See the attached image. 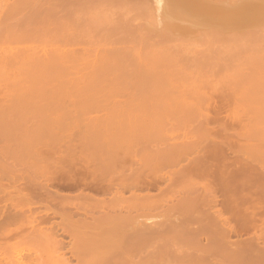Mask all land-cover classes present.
I'll use <instances>...</instances> for the list:
<instances>
[{
    "label": "rangeland",
    "instance_id": "obj_1",
    "mask_svg": "<svg viewBox=\"0 0 264 264\" xmlns=\"http://www.w3.org/2000/svg\"><path fill=\"white\" fill-rule=\"evenodd\" d=\"M20 1L21 0H18V1L17 0H0V131L11 128V126L8 127L9 124L11 123V122H8V120L17 121V124H16L17 127L16 128L13 127L17 131V129L43 130L48 125L53 124V122L57 121L58 119L72 121V122L76 121V123L78 122L79 124H81V122L83 124L90 122L91 124H95L99 126L103 124L105 127H109L111 123L121 122V121H123L124 125L126 126L127 124L124 121H129L132 123V127H133V123L135 120V123L141 126V128H139L140 130H144V128L151 129L152 126L157 127V125L159 126L160 124L163 125L165 122H167V120H169V122L172 123L173 119L170 120L169 118L171 117L170 114L172 115V112L174 111V109L171 111V109L174 108L175 106L174 104L178 105V107L177 106L175 107L176 108L175 110L176 111L178 110V112L180 110L179 104L181 102L178 103L179 99L177 101L176 100L177 98L182 97V98H185L186 100L187 99L186 96L188 97V95H191L192 97L197 95L198 98H200V96L198 95L202 93L199 91L200 86L198 87L199 88L198 91H194V88L193 89L191 88L192 89L190 90L191 92L189 91L190 89L189 86H192L191 83L193 81L195 84L196 83L198 84L200 82H204V83L210 82L208 83L209 86H206L205 89H201L202 91L206 92L205 94H207V97L210 96L211 94L214 96V92L211 93L209 92V90L212 89L213 87H217V85L214 86L212 84L214 83L217 84V82H219L218 85L219 84L221 85V81H222L224 84L223 89L225 90L223 91L222 89V92H225L226 94L230 93L228 95L229 98L227 99L230 100V96H231L233 98V100L231 98V102L233 103H234V99L236 98L237 99L235 100V102L237 100L239 101V99L245 101L244 102L245 105H242V103H240V105H242L243 107L241 106L239 109L237 107V103H234V106L237 107L238 111L240 109H241L240 111H242L243 109V112H240L242 113V115L240 114L241 121L242 120L245 121L244 119H247V120L251 119L253 121L252 122L250 120L252 127H253L252 129H249V132L250 130L252 131L251 134L248 131H246V129L248 130V128L251 127L250 126L251 124H250L247 128L244 127L245 129L243 130L245 131H243V135L237 137V138L240 137L239 138L240 143H232V144H235L236 147H241L240 148L241 153L238 150L239 155L238 154L236 155L237 148L234 147L235 145H232L230 143L228 144V148L229 146L234 147V148L230 147V149H233L235 151L234 152L232 150L236 158L232 155L233 153L231 152V150L229 149L230 151H228L227 149L228 152L226 154V158L227 159L229 158L227 161L237 162V159H239L237 157L239 156L240 158L241 157L245 158L244 159L245 162L242 158L240 159L241 163L243 162L251 163L252 162L253 166L254 165L257 166V164H254V163H259L264 168V129H260V127L262 126L260 125L261 124L260 122L264 123V80L258 79V77H263L260 75L261 68L258 69V67L256 66L258 73H255V75L257 74L256 79H255L253 75L252 76L250 75L252 70L253 72H257L255 69L251 70V67L250 68L248 67L249 69L248 72L250 73L248 74V72L244 69L245 67H243V69L241 67V66H246V69H247V66L254 65L253 68H255V64L256 65L258 64L259 66L260 64H264V14H261V15L258 14V16L254 17V19L253 18L246 19L245 21H244L245 18L240 17L241 18L240 19L238 17L239 19L236 18L235 22L234 21H230L231 23L227 22L228 24L230 23L227 26H224L227 23L224 24L223 26L221 23H216V21L218 20V16L216 14H219L220 11H222V5L224 8L230 9L231 6H235L237 5L236 3H238V9L240 10L241 8L240 11L244 12L248 10L247 12H249L253 9L255 10L261 9L263 7L262 3L260 2L258 3V1L256 0L254 1L250 0L251 2H253V4L248 0H247L248 3L246 2V0H240L241 4H239V0H205L208 3V6L215 8L213 13H211L210 10H205L206 12L209 11V13H211L212 16H214L215 14L214 18L213 17L211 18L208 16L212 20H216L214 21L215 25L209 24V23L207 24V22L210 21L209 19V21L207 22L203 21L202 24H205V25L201 24V26L198 25V27L196 26L195 28L193 26H190L189 28L188 26L183 27L182 26L183 24L181 25V23L182 22L184 23V21H181L180 26H179L178 21L180 20H177L178 23L175 24L177 26H171V28L168 27L169 29L166 26V28L170 31H168L167 29H166L167 31L166 30L164 31L165 29L164 21H166L167 19L163 20V17L166 18V15L168 17V12H170L172 8L174 7V4H173L175 3L174 0H169V1L166 0L168 3L169 2L172 3V6L171 4H169L171 7L168 6L170 7V9L168 8V12L163 11V8H164L163 6L166 3L162 2L163 4L162 5L160 3L161 1H159V3L162 5L161 6L158 2H156L158 0H22L21 4H20ZM190 2H192L193 4L192 0L190 1L180 0L179 1L180 5L184 4V6L186 5V3H188L186 5L188 7L186 6L183 7L182 8L183 10H185V8H187L188 10L189 5L192 7ZM15 3L17 4L14 5ZM209 3H211L212 5ZM255 3L257 5H255ZM218 5H220L221 7H219ZM229 5L231 6L228 7ZM14 6L16 7L14 10H12V7ZM158 6L160 7V10L158 9L159 8ZM182 6L183 5H181V7ZM216 8L218 10L220 9L221 10L218 12ZM157 11H159L160 12L159 15H162V16L159 17L158 16L159 12L157 13ZM162 11L165 12L166 15H164ZM186 12L188 13V11ZM171 16L168 18L172 19ZM157 17H159L160 19ZM159 21H161L160 23H162L163 21L162 23L163 25L160 24ZM255 21L256 22L258 21V22L256 23ZM41 22H43V26H44V23L46 24V26L44 27H47V31L43 32V34H46V35L43 37L38 36L39 30H37L38 33H36V35L32 36V34H35V33H33L34 30H32L31 28L30 29L32 30V32L29 33V36L25 34L28 30L26 32L25 31L23 32V30L20 32L15 31V28L17 29V27L18 29H24L26 28L25 26H27V29H29L27 25L28 23L29 24L38 23V25L41 24L42 26ZM212 22L213 21H210V23ZM218 24L219 26H217ZM231 24H234V26L233 25L230 26ZM34 26L35 25L33 24L32 27ZM43 26L41 28H43ZM12 27L14 28V30ZM180 27L182 28L181 30H180ZM192 27L193 29L192 31H190ZM175 28H177L176 29L177 31L175 30ZM187 28L189 29V31H185L187 30ZM172 29H174V31ZM24 34L27 36H25ZM46 65L55 66L59 68H67V67L81 68L83 72V78L76 79L73 81H67L68 83H64L66 82V80H63L64 78H62V80L38 79V78L24 79V78H17L16 76L17 74L21 73L23 69L27 67L46 66ZM118 65H121L122 69L125 68L123 71L121 70L123 73L125 71H126L125 73H127V70L130 69L133 71V73L135 71L134 74L137 77H142L140 75L144 69L155 68L156 70H158V72L161 71L160 73H157V74L163 75L162 77L163 79L160 78L161 81L155 82L156 87L158 85L157 92L156 93L154 92L155 94H152V95L149 94L148 96V93H149L148 91L152 89L150 87L154 84H152V82H148L149 84L147 85V81L144 80L146 81V83L143 84L141 81L142 87L141 86L140 87L143 88V85L144 87L147 85L149 90L148 88L145 87L146 90L144 89L143 91L142 90L139 91L141 88L140 89L137 88L136 89L137 95L136 94L134 95V93L136 92H133V89L135 91V88L139 87L138 79H135L137 80L138 85L137 84L134 85L135 83L134 81L132 85H131V82L130 84L126 83L129 89L123 90L122 88V91H121V87L126 86V85H123L124 84L123 82H121L122 86L121 85H111V86L99 87L98 88L99 91L97 90L95 91V87L93 85L92 86L85 85V83H88L87 82L88 79L86 78V76L84 77V74H87V72L86 73L84 72L86 69L96 68V72L94 73V75L96 76L98 75L97 78H101L100 76H102L103 74L98 71L99 67L105 68L106 66H109V68H111L110 66L119 67ZM235 66H238L236 67L237 71H239L238 70L239 67H241L242 71L245 70L244 71L245 75L247 72V76L251 80L248 79V77L245 80V78H242V74H241V77L239 76V73H242L240 72L241 69L239 73L238 72L235 73V71L234 73L238 75V78L240 77L242 79H236L237 77H234L235 79H230L229 76L231 75L228 76L229 79L228 78L225 79L224 77L225 76L227 77V75L225 74H227V72L228 74L231 71L233 72V69ZM141 67H142V71H141ZM220 67H228V68L233 67V69L229 68L227 72H224L225 74L222 72V70L220 73H217L216 71L218 70L213 69V68H220ZM10 68L13 71H11ZM15 68H22V70L15 69ZM138 69L140 70V72L138 71ZM212 69L214 71H212ZM223 71H226V69H224ZM128 72L131 73V71H128ZM157 74L155 73V75ZM221 77H223L222 80H220ZM224 80H227V81H224ZM89 81L91 82L90 79ZM99 82H102V81L99 80ZM225 82H228V86L225 85ZM231 82H233L234 84H232ZM162 83H165V85L167 84L166 87ZM235 83L237 85H235ZM82 87H85V88H82ZM131 87H134V88L132 89ZM126 88L127 86L125 87V89ZM217 88L219 91V87ZM131 90H132L131 94L133 95L128 94ZM145 91H146L147 97L145 95ZM220 93L221 92H219L218 94ZM139 94L141 95L143 94L144 97L141 95L139 96ZM165 94H167V96H165ZM202 95H204V92ZM191 96L189 97L190 99H191ZM21 99L23 100L26 99V100H29L30 102L24 103V104L12 103L13 100H21ZM56 99H59L60 101L54 102L53 100H56ZM166 99L167 100L175 99L174 104L170 103L171 105H173V107L169 105V102L171 100L170 101L168 100L167 102ZM9 100H12V101H9ZM36 100H41L42 102L37 103L35 102ZM194 101L196 102V99ZM198 101H199L198 102L199 104L200 100ZM187 102H189L188 99L186 100V105H187ZM193 102L191 104V108L196 109L197 105H195L194 107ZM231 102L229 101L230 105L233 106V103L231 104ZM183 105H181L182 109H183ZM192 105L194 108L192 107ZM232 106L230 107L233 110L234 106L233 107ZM187 108H188V111L191 110L189 109L190 106L188 105H187ZM182 109H181V112H183ZM234 112L235 110L232 111V113L235 115L237 112L236 113ZM184 113L186 112H183L182 114L181 113L177 114V116L175 115L178 119L176 123L178 121L180 122L183 120L182 118L181 120L179 117L182 116ZM193 113H194V110H193ZM244 113H246V115ZM191 114L187 116L195 124L197 119L195 117L194 120L196 119V121H194L192 118H190ZM173 116L174 114L172 115V117ZM197 116H199L198 113H197ZM235 116H238V114H236ZM242 116L244 118H242ZM183 117H185V115H183ZM254 122L257 123L256 124L257 126L260 125V127H257L256 125L253 126L255 124ZM171 123L170 125L167 126L168 130L170 126L173 128V125H171ZM236 124L234 127L233 126L232 127L235 128ZM138 125L134 124L135 127H137ZM246 125H248V123H246ZM146 126H150V127L146 128ZM160 127L161 129L159 131H162V126ZM167 127H165V131L163 133L166 132ZM232 127L231 128L229 127L230 131ZM237 127H239L238 124H237ZM239 128H237V130L235 129V131L238 132ZM6 132L7 131L5 130V131H2L3 135L0 134L2 135V137H0V144L3 146V148H1L3 149V151L0 149V152H4L5 147H6V150L10 149V147L13 148L12 147V145H14L13 143H15V145L16 143L20 144V145H16L17 149H20L23 144L25 145V142L23 144L21 142L20 143L15 142V141L12 142V140L14 139L10 140V137L13 134L10 136V134L8 135V133L6 134ZM241 132L242 130H240V133ZM7 135L8 137L9 136L10 137L8 138ZM196 135L194 134L192 136L188 135L187 137L190 140L195 141ZM163 136L157 137L156 139H154L155 141H152V142L149 141V144L148 142L147 144L145 143V146L150 145V147L152 148H155V147L161 148L166 145H169L170 142H167L166 139L168 138V141H171V138H169L170 136L169 137L166 136V138H164ZM232 136H235V134ZM190 137L193 139H191ZM198 137L196 138L199 142ZM5 138H7L6 140L8 144L4 142ZM83 138H85V136ZM158 138H161V139L163 138L162 139L163 142L161 141V139L158 140ZM164 139L166 141H164ZM214 139L216 140L215 137ZM8 140H10L9 141L10 143L8 142ZM202 141L198 143L199 146L205 142L203 139ZM72 142L73 140H69V138H63L61 141H59V143L63 147L72 145ZM216 142H219V140ZM74 143L81 144V142L79 141L78 142L74 141ZM6 144L8 147L6 146ZM26 144H27L26 147L31 145L29 143H26ZM194 144H197V143L194 142ZM207 144H212V142H209ZM48 145H53V144H51L50 140H47L45 138L40 143L39 146L46 147ZM108 145L114 146L115 144L109 143ZM120 145L124 146L125 144L121 143ZM140 145H143V143H130L129 146L137 147ZM203 145L204 144H202L201 146L202 148H205V146L208 147V145H205V146ZM199 146H196L195 150L199 149L196 152H199L201 150ZM209 147H212V146L209 145ZM209 147L208 149H210ZM193 148L195 147L193 146ZM195 150L193 152L191 151L188 153L186 151L188 156L184 154L180 156V158L181 157L182 158H181V161L180 159L179 160L177 159L178 164L177 163L174 164V162L176 161L175 160L176 158L174 159L175 161L174 160L172 161L173 164L171 161L169 162V160L167 162L162 163L161 168L164 167L162 172L165 173L166 175L163 174L165 175V176H162L163 178H159L158 180H156L155 181L157 182L156 185L152 182L151 184L152 186L151 185L148 186L147 187L148 189L145 188L146 190L145 189L141 190L142 188L141 189L138 188V191L137 189L132 190L129 188H126L129 190L125 191L126 189L123 188L125 189L124 190L125 192H124L123 189L121 188L122 194L124 193L125 196L126 195L129 196V194H132V191H134L138 193H141V192L149 193L154 196H156L155 194H157V196H159L161 194L160 191H162V189H163L162 191V194H163L165 192L164 190H168L171 187L169 186V184L170 185L172 184L171 183L172 180H170V177L175 178L174 177L175 175H172V172L174 171L173 168L176 169L177 167V169H179L180 166L182 167V165L187 164L186 162L189 163L190 162L189 160H192L190 156L196 157L195 155H197ZM14 151H17L16 148ZM62 152L67 153L68 149L66 150L63 149ZM107 152H110V151H107ZM111 153H109L108 156L106 154L107 157H104L106 158L105 160L110 159L109 161H112L114 160V158L119 159L121 158V155L123 154L122 151H117L112 154ZM199 153L201 154L202 150ZM199 153L198 155H200ZM5 155L8 156L7 153H5ZM103 156H105V154ZM206 157L207 156L205 155L204 159H206ZM233 157L236 160L235 159L231 160ZM104 158H101L99 160H103ZM206 160L209 162L210 159L207 157ZM19 161L22 162L23 159L18 160V162ZM90 162L92 161L90 160ZM121 162H124V160L122 159ZM250 163L248 164L249 168H248V165H245L247 167L243 166L244 168L242 166L240 167L239 161L237 165L235 164V167L233 166L234 164L231 165L230 163H228L231 165V168L226 173L228 174L226 176V179L227 177L229 179L228 182L231 183V179L233 178L232 176H234L236 172H239V173L242 172V169H244L243 173H240L239 175H243V174L245 175L244 177L240 176L243 178L238 177V179H241V180L245 179L247 182V180L249 179V176H251L254 172L253 170L250 169V166H252V163L251 165ZM209 168H211V170H214L213 169L214 167L212 168V166H210ZM259 168L257 167V169ZM126 169L128 172L129 171L128 168ZM232 169L233 170L235 169L236 171L235 170L233 171ZM249 169L251 170V172L248 171ZM244 171H247V173H245ZM213 173L211 175H213ZM150 175H152L151 177H153V174H149V177ZM208 175H207V180L214 181V182L211 181V183H209L210 185H212L211 187H214L212 188L214 190H212L211 192L209 191V194L211 193L210 196L209 195L208 197L204 196L205 192L203 191V189H201L203 186L202 182L193 190H180V191L178 190V192L177 191L174 192L175 194L171 195L173 196L171 199L167 198L168 196L167 194L166 203L162 202L163 204H160L159 206H157V208L155 206V209H151L147 213H144V214L140 212L135 213L136 222L132 226L126 227V229H131L132 231L138 228L137 230L138 233L136 236H132V238H129L126 240H121V239H118V240L111 239V240H103V241L102 240H97V241L88 240L85 242L83 240L84 244L80 241L82 243L81 246L87 245L85 251L89 255L88 254H85V255L91 257L92 259L93 258L96 259V260L94 259L93 264H264V249L260 248V246L264 244V239H263L264 234L262 233V228H263L262 222L258 221L259 222V223L257 222L258 226L256 225L254 226V228L251 227L247 223L248 222L247 213L250 211V209L246 208V206H249L247 204L246 199L244 200L243 203L241 201L240 204L238 205L241 207L242 206L241 204H243L244 207H242V209L244 210L245 208V210L246 209L248 210V212L247 210L243 211L244 215L246 214L245 216L246 222L245 220H243L244 222L239 220V217H241L240 215L239 217H236L238 219L236 220L234 218L235 216L231 214V212H228V210L224 209V204H223L224 197L223 196H225V194L224 192H222L223 191L221 190L222 188L219 187L221 186L219 184L220 183L219 180L217 179V177L219 176H216L214 173L215 178L212 179V178H209L210 175L209 176ZM213 176H210V177H213ZM229 176L232 178L230 179ZM162 179H164L165 183L163 182ZM198 179L200 178H197V180ZM241 180L240 181L238 180L237 183L240 182L241 184L242 182ZM249 180H251V178ZM249 180L246 186L250 182ZM215 181H217L218 184L215 183ZM236 181L234 179V184H233V181L231 183L233 188H231L229 183L227 182L225 183L228 186V187L226 186L227 189L228 188L229 189L231 188V190L233 189L232 190L233 193L229 189L228 191H230L231 193L230 192H227V193H230L229 195L232 194V197L236 196L238 199V197L241 198V195L239 194L243 192L239 191V194H236L237 190L234 189V186L236 185L235 184ZM252 181H253V177H252ZM159 182L161 183L160 185H159ZM243 184L244 183H242L241 185ZM164 185L166 186V189ZM63 186H66V185L59 186V187H62L61 190L58 187V189L61 192H63L62 190H64ZM162 186H164V188ZM243 186L245 187V185ZM66 187L68 189L64 187L65 194L67 192V194L72 195V197H74L73 195L78 194L79 191H82V190L85 191L86 189L89 191V188L85 189V188H81V186H78V188L80 187V189H78L77 186H75L73 187L74 191L77 192V190H79L76 193V192H73L72 187L71 188L69 186H66ZM159 187H161L162 189H159ZM108 190L109 189H106L105 191L106 193L104 191L102 192V190L96 191L95 189L91 190V192L93 191L92 193L95 194L94 193L95 191L97 192L95 195L99 194V196H102V197H105L103 195H107L106 197H108L109 194L110 196L112 194L110 193V191L111 192L113 191V190H110V191ZM244 190L246 191V189ZM247 192L248 191L242 194V198L244 194L247 197L249 196V193L247 194ZM170 193L172 192L170 191ZM187 194H191L192 196H195L196 199L198 198V204H199L198 208L202 209L203 211H207V213L209 214L207 215V217L202 215L198 209L194 208V210H192V215H193L192 218L188 219L185 222V224L180 223L181 221L179 222L180 217H181L180 208H178L177 206L174 209H169V206L172 205V202L173 203L177 202L178 201L177 199H179L180 196H186ZM233 194L235 196H233ZM247 197H244V198H247ZM38 200H41V198ZM56 202L55 204L57 205L58 203ZM40 204H37L36 206L34 204L37 210L36 208H34V211H33V208L31 210L35 212L34 213L35 214L34 217L36 219L35 224H37V221H38L37 219H40L39 221H42L41 219H43V217L45 219V220L43 219L44 222L42 221L40 222V224H38V226H41L42 229L48 228L49 226L48 223H50V225L54 224V226L61 223L59 222L60 219L62 218L60 216V213L58 212L59 208L57 210L55 209L57 213L55 211L52 212L53 210L50 211V208H48L50 205L51 206L54 205L53 202H51V204L49 202L48 203L49 205H47L45 204V200L43 199L41 200ZM58 207H59V204H58ZM240 207H239V210H240L239 213H242L243 215V212H241L242 209ZM47 210H48V213L46 212ZM169 210L171 211L169 212ZM96 211L99 212L100 210H96ZM258 211H261L262 213L261 209H259ZM261 213H257L259 217L256 214L255 216L260 219L263 214ZM210 214L211 215L214 214L216 220L214 219L212 220V218H210ZM36 215L38 216V218H36L37 217ZM88 215L89 217L90 215L92 216V214H88ZM47 216H50L51 218H48ZM80 216H81V212L78 214L76 213L73 214L72 218H79ZM243 216L241 217V219L244 218ZM46 217L49 220L46 219ZM96 217H97V213H96ZM227 217L228 219L230 218L229 220L227 219L228 226H233V229L234 228L236 230L240 229L241 224L244 223V226L242 225L243 230L242 229L238 231L234 230V232H232L233 230H231L230 232L231 234L229 233L228 235L229 237L225 235L226 238L227 237L230 238V239H227V242L225 243V244H228L229 242L228 240H230L229 244L226 245L228 249L224 244V241H226V238H224L225 236L224 237L221 236V232L220 231L218 232V229H220L221 225H222L221 228L223 227V225L225 226L227 225V223L225 224ZM256 217L254 221L258 220V219L256 220ZM45 221H47V223ZM23 222H25L24 219H23ZM46 224H47V227H46ZM148 225H151V227L156 226L160 230L156 231V233H147L139 229L140 226L141 227L145 226V228H147ZM12 226L14 227V225ZM101 226L102 225H100L99 228ZM173 227L176 229H174ZM179 227L181 229H179ZM30 228H31L30 225L28 226L23 223L21 228L17 230H13L12 233L7 236L6 240L14 241V240L20 239L21 236H24L26 232L29 233ZM204 228H207V229H204ZM225 228H227V226ZM57 230L58 231L55 230L56 232L54 234L55 236L53 235L55 238L53 240L51 239V241L58 240L60 243H63V245L62 244L61 245L63 246L62 248L64 250L62 249L63 252H61L60 254H63V256L67 257L66 259L70 260L71 264H84L83 262L84 259L79 260L80 259L78 257L79 255L77 256V255L71 254V251L69 249V247L71 248V243L75 244L76 242H78V240H76V236L74 235L73 231H71V229L69 231L68 229L65 230L64 228L61 229L60 225L57 228ZM86 231H87V236H89L91 234L90 231L89 230H86ZM253 235L256 238L253 237ZM257 235L259 236L257 237ZM172 236L175 237L176 239L173 238V240L171 241ZM250 236L253 237L255 240H257L255 241L253 239L256 242V244L258 243L257 248H251L249 246L240 244V243H244L243 241H246V239L247 241H251L252 238L250 239ZM221 238L224 240H222ZM254 241H251V242L253 243ZM89 245H93V246L89 247ZM85 246H83V250ZM67 248L69 250H67ZM226 250L229 251V253H227ZM7 252L9 253L12 252L13 254L15 250L13 252L10 249H8ZM6 253L4 255L7 257V259L10 258L9 253L8 254ZM12 256L14 257V255ZM24 260H26L25 262L27 264H34L32 261H30L29 255H26Z\"/></svg>",
    "mask_w": 264,
    "mask_h": 264
},
{
    "label": "bare ground",
    "instance_id": "obj_2",
    "mask_svg": "<svg viewBox=\"0 0 264 264\" xmlns=\"http://www.w3.org/2000/svg\"><path fill=\"white\" fill-rule=\"evenodd\" d=\"M21 1H20V4L22 3ZM159 1H161L160 2L161 4H162V2L167 4L168 3L167 1H169V0H167V1L166 0H158L156 2L159 3ZM179 1L180 0H174V2H175V3H173L174 7L172 8V10L170 12H168V8L170 9V7L172 6V3L169 2L167 5L164 4L163 7L166 10L163 8V11L168 12V17H170L172 15L171 16L172 19L168 18L167 15L165 14V12L162 11L164 13V15H166V18L163 17V20L167 19L166 21H164L165 22L164 31L168 27L171 28V26H177L175 24H177L178 22H179V26H180L181 21H184V23L183 22L181 23V25L183 24L182 25L183 27L188 26L189 28H190V26H193L194 28L196 26L198 27V25L201 26L203 21L207 22V21H209V19H210V21H213V22L216 21V20L211 19L212 17L213 18L215 17V14H214V16H212V14H211L215 10V8L208 6V3L205 0H192L193 4H192V2H190L192 7L189 5L190 9L188 8V10H187V8H185V10L188 11V13L182 9L188 3H186L185 6H184V4H181V5H183L181 7ZM248 1H250V0H248ZM256 1H258V3L259 2L262 3L263 7L261 6L262 7L261 9H259V10L253 9L249 12H247L248 10L244 11V12L240 11L241 8H240V10L238 9V3H236L237 5H235V6H231V5L228 6V7L231 6L232 9H231V7H230V9L224 8L223 5H222V11H220L221 9L218 10L216 8V10L218 12L220 11L219 14H216L218 16V20H219V22L217 20L216 23H221L223 26L227 22H230V21L235 22L236 18L237 19H239L240 17L245 18L244 19V21H245L246 19H251V18L254 19V17L258 16V14H260V15L264 14V0H260V1L256 0ZM246 2H247V0H246ZM17 3H15L14 5H16ZM251 3L253 4V2H251ZM256 3H255V5H257ZM169 4H171V6ZM209 4H211V3H209ZM239 4H241L240 0H239ZM255 5H253V6H255ZM168 6H170V7H168ZM218 6L221 7L220 5H218ZM243 6H244V4H243ZM243 6H241V7H243ZM15 7L16 6L12 7V10H14ZM160 7L158 8L159 10H160ZM186 7H188V6H186ZM258 7H260V6H258ZM224 9H226V10H224ZM205 10H210L211 13H209V11L206 12ZM183 11L185 14L183 13ZM158 12L159 11H157V13ZM159 14H160V12L158 13L159 17L162 16ZM169 14H170V16H169ZM208 16L211 18H209ZM159 17H157V18H159ZM177 20H180V21L177 22ZM210 21L207 22V24L209 23V24L215 25V22L210 23ZM160 22L161 21H159V23ZM41 23L43 26V22H41ZM162 23H163V21H162ZM162 23H160V24H162ZM242 23H243V21H242ZM242 23H240V24H242ZM33 24L35 25L34 27H32ZM229 24L227 23L224 26H227ZM14 25H16V24H14ZM27 25H28L29 29L31 28L32 30H34L33 33H35V34H32V36L36 35V33H38L37 30H39V33H38L39 35L37 34L38 36L43 37L46 35V34H43L44 31H47V27H44V26H46L45 23H44L43 28H41L42 27L41 24L38 25V23L37 24L36 23L29 24L28 23ZM202 25H205V24H202ZM232 25L234 26V24H231L230 26H232ZM166 26H167V28H166ZM217 26H219V24ZM222 26H220V27H222ZM25 27L26 28H24V29H18V27H17V29L15 28V31L20 32L23 30V32L24 31L26 32L28 30L29 32L27 31L28 33L26 32L25 34H27L29 36V33L32 32V30L27 29V26H25ZM193 27L191 28L190 31H192ZM176 29L177 28H175V30ZM181 29L182 28L180 27V30ZM13 30H14V28H13ZM172 30L174 31V29H172ZM168 31H170V30H168ZM185 31H189V29L187 28V30H185ZM27 35H25V36H27ZM118 66L119 67L113 66L115 68H113L112 66H110L111 68H109V66H106L105 67L106 69L104 67H102V68L99 67L98 71L103 74L102 76H100L101 78H97L98 75L97 76L94 75V73L96 72V68L86 69L84 72L85 73L87 72V74H84V77L86 76V78L88 79V81H87L88 83H85V85H91V86L93 85L95 87V91L96 90L99 91L98 90L99 87H105V86H111V85H121V82H123L124 83L123 85H126L127 88L125 89L126 86L121 87V91H122V88H123V90L129 89L128 85L126 83L130 84V82H131V85H132L133 81H134L135 82L134 85H136V84L138 85L137 80H135V79H138L139 87H136L135 91L133 89L134 87H131L133 89V92H136L137 88L140 89L142 87L141 81L143 84L146 83V81H147V85L149 84L148 82H152V84H154V85L151 84L153 87L152 86L150 87V88H152V89H150V91H148L149 88L145 84L146 85L145 87L148 88V90H147L149 92V93L147 92L148 96H149V94L152 95V94H155L157 92L158 85L156 87L155 82L161 81L160 78L163 79L162 78L163 75L157 74V73H160L161 71L158 72V70H156L155 68L144 69L145 68L144 67L143 68L144 70H143V72H141V75H140L142 77H137L134 74L135 71L133 73L132 70L128 69L127 73H129L128 71H131L132 74L131 73L127 74V73H125L126 71L123 73L122 71L125 68L123 67L124 69H122L121 65H118ZM256 66L258 67V69L259 68L262 69V70L260 69V71H261L260 75L263 77H258V79L264 80V64H260V66L258 64L257 65L255 64V68H253L254 65L253 66L252 65L247 66V69H246V66H241V67H242V69H243V67H245L244 69L247 72L249 70L248 67L249 68L251 67V70L255 69L257 72H253V70L251 72V70H250L251 74L249 72H248V74H250L251 76L253 75L256 79L257 74L255 75V73H258ZM236 67H238V66H235L234 69H233V67H229V68L233 69V72L230 70L231 72H229V74L227 72L229 69L228 67H220V68H213V69H217L218 70V71H216L217 73H220L221 70L223 73L227 72V74L224 73L225 75H227V77L226 76L224 77L225 79H227V78L229 79V77H230V79H235L234 77H237L236 79L245 78V80H246L248 77L247 72L245 75V73H244L245 70L242 71L241 67H239L238 70L240 71V69H241L240 72H242V73H239V71L236 70ZM15 69L22 70V68H15ZM213 69H212V71H214ZM224 69H226V71H223ZM10 70L13 71L11 68H10ZM138 71L140 72L139 69H138ZM141 71H142V67H141ZM234 71H235V73L238 72L240 77L242 74V78H240V77L238 78V75L235 74ZM155 73L157 75H155ZM243 73H244V75H243ZM229 75H231V76H229ZM16 76H17V78H24V79H29V78L36 79V78H38V79L62 80V78H64L63 80H66V82H64V83H68L67 81L82 79L83 78V72H82L81 68H75V67L59 68V67H55V66L46 65V66L27 67V68L23 69V71L21 73L17 74ZM222 78L223 77H221L220 80H222ZM89 79L91 80V82L89 81ZM248 79H250V78L248 77ZM99 80L102 82H99ZM144 80H146V81H144ZM224 81H227V80H224ZM206 83L200 82L198 84L197 83L195 84L193 81L191 83L192 86H189L190 87L189 91L192 90L193 88H194V91H198L199 90L198 87L200 86L199 91L202 92L201 94H198L200 96V98H198L197 95H195L193 97L191 95H188V97L186 96V98L189 100V102H187V105L190 106L189 109H191L192 112H191V110L188 111V108L186 105L187 99L185 100V98H182V97L176 99L177 101L179 99L178 103L181 102L179 104L180 105L179 106L180 107L179 112H178V110L177 111L175 110L176 109L175 107L176 106L178 107L177 104H174L175 99L174 100L168 99L169 101L170 100L173 101V102H171V101L169 102V105L171 107H173V105H171V104L175 105L174 108L171 109V111L174 109V111H173L174 113L172 112V115L174 114V116L172 117V115L170 114L171 117L169 118L170 120L173 119V121L175 123L173 121L171 123V122H169V120H167V122L164 123L165 125L160 124V126H162V131H159L161 129V127L159 125H157V127L154 126L155 129L152 126L151 127V129L153 128L152 130L150 128L149 129L147 128V127H150L151 125L146 126L147 129L144 128V130H140L139 128H141V126L136 124L135 120L133 123V127H132V123L129 121H124L127 124V126L124 125L123 121H121V122L111 123V125L109 127H105L103 124L101 126L91 124L90 122L84 123V124L81 122V124H79L78 122L76 123V121L72 122V121H66V120H61V119H58L57 121L53 122V124L48 125L43 130H20V129H17V131H16L15 128L17 127L16 126L17 121L8 120V122H11L8 127L11 126V128L1 130L0 134L3 135L4 132L2 133V131H5V130L7 131L6 134L7 133H8V135L10 134V136L12 134L13 135L16 134L14 136L12 135L11 137L9 136L10 140L14 139V140H12V142H14V141L19 142V143L21 142L22 144L25 142V145L23 144L20 149H17L16 145H20L18 143H16V145H15V143H13L16 147L11 144L13 148L10 147V149H7V150L5 147L4 152L7 153L8 156L5 155L4 152H0L3 154V155L0 154V264H27L25 262L26 260H24L26 255H29L30 261H32L34 264H71L70 260L66 259L67 257L63 256V254H60L64 250L62 248L63 243H60L58 240L57 241H51V239L53 240L55 238L54 237L55 236L54 234L56 233L55 230L58 231L57 228L59 227V225H60L61 229H63V228L65 230L68 229V231L71 229V231H73L74 235L76 236V240H78V242H76L75 244L71 243V248L69 247L71 254H74L77 256L79 255L78 256L80 258L79 260L84 259L83 260L84 264H86V263L87 264H93L95 258L92 259L91 257L85 255V254H88L85 251L87 245L86 246L83 245V246H85L84 250H83V246H81L83 243V240H84V242L88 241V240L89 241H97V240L103 241V240H111V239L126 240L129 238H132V236H136L138 233V231H137L138 228L134 227L136 229H134L132 231H131V229H126V227L132 226L136 222V216H135L136 212H140L142 214L147 213L149 210L155 209V206L157 208V206H159L160 204L166 203L167 202L166 199L167 198L171 199L173 197L171 195L175 194L174 192H176V191L178 192V190L179 191L180 190H193L199 184H201V182L203 183L202 184L203 186L201 185L202 186L201 189H203V191L205 192L204 196L208 197V195L210 196V194H211V193L209 194V191L211 192L212 190H214V189H212L214 187H211L212 185L209 184V183H211L212 180L211 181L207 180V175L209 174L210 176H213L214 173L216 176H219V177H217V179L220 182L219 184L221 185L219 187L222 188L221 190H223L222 192H224V194H225V196H223L224 197L223 198L224 209L228 210V212H231V214H233L235 216L234 218L236 220H238L236 217H239V215L242 217L244 215L243 211L245 210V208H244V210L242 209V207H244L243 204H241L242 205L241 207L238 205L240 204L241 201L243 203L244 200L246 199L247 204L249 205V206H246V208L250 209L249 212L246 209L247 212L249 213V214L247 213V215H248L247 216V218H248L247 223L251 227L254 228V226L257 225L258 221L262 222V224H263L262 233L264 234V168L262 167V165H260L259 163H254V164H257V166L256 165L253 166V163L251 162L253 167L250 166V169L254 171V172L252 171L253 174L251 173L252 174L251 176L253 177V181H252V177L249 176V174H248L249 179L251 178V180L248 179L250 182L248 183L247 186H246V184H247L248 180L246 182L245 179H242V180L238 179V177H240V176L244 177L245 174L239 175L240 173H243L244 169H242V172H240V173L236 172V174L234 176L231 175L233 178L229 176L230 179L232 178L231 183L233 181V184H234V179H235V181L237 179L235 184L236 185L238 184V185L234 186V189L238 191V192L236 191V194H239V191H241L243 193L244 192L246 193V191H248L247 192V194L249 193L248 197L244 194L243 198H242L243 193L239 194V195H241V198L243 200L240 197H238V199H237V197L234 195L235 193L233 194V196H235L236 198L232 197V194L229 195L233 190V189L231 190V188H233V186L231 185V183L228 182V180H229L228 177L226 179V176L228 175V174H226L227 171H229V169L231 168V165L236 162V161L235 162L227 161L229 158L228 159L226 158V154L230 150L232 152L233 149H230V147L231 148L236 147V145L232 144V143H240V139H239L240 137L239 138H237V137L243 135V131H245L243 129L247 128L251 124V121H252L251 119H248V120L244 119L245 121H243V120L241 121L240 114L242 115V113H240V112H243V109H242V111H240L241 109L238 111V109L242 105H245V103H244L245 101L239 99V101L237 100L235 102V100L237 98L234 99V103H237V107H238V109H237V107L234 106V103L231 102L232 97L230 96V100L227 99V98H229L228 95L230 93L226 94L225 92H222V89L224 86L222 81H221V85L220 84L218 85L219 82H217V84H215V83L212 84L214 86L217 85V87H219V91H218L217 87H213L212 88L213 90L210 89L212 91L209 90V92H211V93L214 92V96L211 94L210 96L207 97V94H205L206 92L201 90V89H205L206 86H209L208 83H210V82H208L207 84ZM231 83L234 84L233 82H231ZM162 84L165 85V83H162ZM166 85H165V87H166ZM225 85L228 86V82H225ZM229 85H230V83H229ZM235 85H237V84L235 83ZM145 87L143 85V88H141L139 91H141V90L143 91L144 89L146 90ZM82 88H85V87H82ZM169 88H168V90H169ZM206 91H208V90H206ZM223 91H225V90L223 89ZM131 92H132V90L128 94L133 95V94H131ZM203 92H204V95H202ZM219 92H221V93L218 94ZM135 94L137 95V92L134 93V95ZM221 94H222V96H221ZM140 95L141 94H139V96ZM145 95H146V91H145ZM141 96L144 97L143 94ZM165 96H167V94H165ZM190 96H191V99L189 98ZM146 97H147V95H146ZM202 97H203V99H202ZM192 98H193V100H192ZM180 99H181V101H180ZM195 99H196V102L194 101ZM168 100H167V102H168ZM198 100H200L199 104H198V102H199ZM232 100H233V98H232ZM9 101H12V100H9ZM53 101L58 102L60 100L56 99ZM229 101L231 102V104L233 103L234 107L232 105H230ZM29 102H30L29 100L21 99V100H13L12 103L24 104V103H29ZM35 102L40 103L42 101L36 100ZM192 102H193L194 107H195V105H197L196 106L197 110L191 108ZM183 103H184V105H183ZM240 103H242V105H240ZM181 105H183L184 110L182 109ZM193 105H192V107H193ZM230 106L233 107V110ZM181 109L183 112H186L183 114V115H185V117H183V115L180 116L179 118L180 119L182 118L183 120L181 119L182 121H180V122L178 121L176 123V121L178 120L176 117L177 114L183 113V112H181ZM193 110H194L195 114L193 113ZM234 110H235L234 113L237 112L236 114H238L239 117L235 116L236 114L234 115L232 113V111H234ZM197 113L199 114V116H197ZM189 114H191L190 118H192L193 120L196 117L197 121H196V119L194 120V121H196L195 124L193 123L192 120H190L188 118ZM244 114L246 115V113H244ZM186 117H187V119H186ZM242 118H244V117L242 116ZM184 120L186 121V123L188 122L187 125H186ZM236 122L240 128L237 127ZM170 123H171V125H173V128L170 126L169 130H168L167 126L170 125ZM210 123H211V125H210ZM246 123H248V125H246ZM254 123H253L254 124L253 126H255L257 124L256 122H254ZM260 123H261L260 125H262L261 127H260V125H258V126L256 125V126L260 127V129H264V123H262V122H260ZM134 124L138 125L139 127L138 126L135 127ZM174 124H175V126H174ZM235 124H236V127L239 128V131H238L239 133L237 131H235V129L237 130L236 127L233 128L235 126ZM164 126L167 127L165 133H163L165 131ZM250 126L251 127L248 128V130L246 129V131L249 132V129L253 128L252 124ZM13 127H15V128H13ZM229 127L230 128L232 127L231 131L229 130ZM240 130H242L241 133H240ZM251 132L252 131L250 130L249 133L251 134ZM196 133H197V135H196ZM193 134L196 135V137H198L201 134L199 136L201 139L198 137L199 142H198L196 137H195V139H196L195 141L190 140L187 137L188 135L192 136ZM234 134H235V136H232ZM2 135H0V137H2ZM8 135H7V137H8ZM4 136H5V134H4ZM84 136L86 139L83 138ZM161 136H163L164 138H166V136L167 137L170 136L169 138H171V141H168V138L166 139L167 142H170V144L166 145L164 147H161V148L160 147L152 148V147H150V145L145 146V143L147 144V142H148V144H149V141H151V142L155 141L154 139H156L157 137H161ZM214 137L216 138V140L214 139ZM45 138L47 140H50L51 144H53V145H48L46 147L39 146L40 143ZM63 138H69V140H73L72 145L73 144H75V145L63 147L59 143V141H61ZM193 138H194V136H193ZM193 138H191V139H193ZM6 139L7 138L4 139L5 143H7ZM160 139L161 138H158V140H160ZM162 139H161V141L163 142ZM187 139H189V140H187ZM202 139L207 143L212 142V144H207L205 142L202 143L203 142ZM217 139L219 140V142H216V141H218ZM10 140H8V142ZM166 140L164 139V141H166ZM74 141H76V142L79 141V142H81V144L78 143L79 144L78 145V144L74 143ZM200 141H202L201 143L204 144L203 146L208 145V147H209V145H210L212 147H209L210 149H208L207 146H205V148H202L201 147L202 144L200 146L198 144V143H200ZM194 142L197 143L198 145L194 144ZM26 143H29L31 145L26 147V145H27ZM109 143H112L115 145L109 146L108 145ZM121 143H123L125 145L121 146L120 145ZM130 143H143V145H140L137 147H131V146H129ZM229 143L232 145H235V146L234 147L229 146V148H228ZM7 144H6V146H7ZM193 146L195 148H193ZM196 146H199V148L202 150L201 154L199 153L201 150L199 152H196L199 150V149L195 150ZM1 148H3L2 145H1L0 149ZM15 148L17 151H14ZM236 148H237V151H236V155H237L238 150L241 153V151H240L241 147H236ZM236 148H235V150H236ZM63 149H65V150L68 149V152L63 153L62 152ZM227 149H228V151H227ZM1 150L3 151V149H1ZM9 150H11V151H9ZM194 150L197 153V155H198V153L200 155H198V156L195 155L196 157L190 156V158L192 160H189L190 164L188 162H186L188 164V166H187V164L184 163L186 166L182 165V167H181L179 165L180 168L177 169V167H176L177 170L175 168H173L174 171L172 172V175H175L174 176L175 178L170 177V180H172V182L171 181L170 182L173 185L169 184V186H171L169 189L167 188L169 191L164 190L165 192L162 194L163 189L161 187H159V189H162V191H160L162 195L160 194L159 196H157V194H155L156 196H154V195L149 194V193H142V192L138 193V192L132 191L133 189H137V191H138V188L139 189L142 188L141 190H143V189L147 188L148 186H150L152 184V182L156 185L157 182H155V181L158 180L159 178H163L162 176L166 175L165 173L162 172V170L164 169V167L161 168L162 163L167 162L168 160H169V162L170 161L172 162L176 158L175 159L176 161L174 160L175 161L174 164L175 163L178 164L177 159L178 160L180 159V161H181V158H182V157L180 158V156H182L183 154L187 155L188 152H191V151L193 152ZM206 150H207V152H206ZM107 151H110V152H107ZM114 151L115 152L122 151L123 154L121 155V158H119V159L114 158V160H112V161H109L110 159L105 160L106 158H104V157H107L108 154L111 152L115 153ZM186 151H187V153H186ZM205 153H207L209 156ZM104 154H105V156H103ZM106 154H107V156H106ZM205 155L211 160V161L209 160L210 163L206 160L207 157H206V159H204ZM232 155L234 156V153ZM234 157L231 160L236 158V157L235 158ZM101 158H104V159L99 160ZM237 158H239V159H237V162L235 164L237 165L238 161H239L240 167L241 166L247 167L245 165H248L250 163V162L244 163L245 158H242V157L241 158L244 160V162L241 163L240 162L241 158L239 156ZM21 159H23V161L18 162V160H21ZM24 159H26V160H24ZM122 159L124 160V162H121ZM90 160L92 162H90ZM25 161H27V162H25ZM226 161L228 163H230L231 165L228 164ZM231 162H233V163H231ZM246 162H248V161H246ZM251 163H250V165H251ZM172 164H173V162H172ZM214 164H215V166H214ZM235 164L233 165L234 167H235ZM183 166H185V167H183ZM210 166H212V168L214 167L213 168L214 170H211V168H209ZM259 166H260V168H259ZM257 167L259 169H257ZM126 168H128V170H129L128 172H127ZM248 168H249V165H248ZM250 169L248 171L251 172ZM245 170H246V168H245ZM209 171H210V173L214 172L213 175H211L212 173L210 174ZM244 172L247 173V171H244ZM166 173H168V172H166ZM149 174H153V177H151L152 175H150V177L152 179L149 177ZM163 174H165V175H163ZM215 175L213 177L209 176V178L214 179ZM243 177H240V178H243ZM197 178H200V179L197 180ZM165 179H167V178H165ZM162 180L165 183L164 179H162ZM238 180L239 181L241 180L242 181L241 184L244 183L243 185H245V187L243 185H241L240 182L237 183ZM212 182H214V181H212ZM225 182L230 184L231 188L230 189L228 188V189L231 192L228 191V189H227L228 186ZM215 183H217V181H215ZM160 184L161 183L159 182V185ZM58 185L59 186L60 185H66V186H69L70 188L72 187L73 192H76V191H74V188H73L75 186H77V188H78V186H81V188H85V189L89 188V191L87 189L85 191L82 189H81L82 191L77 190V192L79 191V193L78 194L73 193L75 195H73L74 197H72V195H68L67 192H66L67 195L65 194L64 190H65V188H67L66 186H63V189H64V190H62L64 192L63 193L60 191L62 189V187H59ZM164 186H162V187L164 188ZM58 187L60 188V190L58 189ZM121 188L122 189L123 188L132 189L131 190L132 194H129V196H127V195L125 196L124 193L122 194ZM78 189H80V187ZM94 189L96 191L102 190V192L103 191L105 192L106 189H109L108 191H110V190H113V191L112 192L110 191V193H112L111 196L109 194L108 197H106L107 195H103L105 197H102V196H99V194L95 195L97 193L95 191H94L95 194H93L92 193L93 191L91 192V190H94ZM125 189H123V191ZM129 189H126L125 191H127ZM165 189H166V186H165ZM244 189H246V191ZM170 191L172 193H170ZM227 192H230V193H227ZM107 193H109V192H107ZM71 194H72V192H71ZM167 194L170 197L167 196V198H166ZM197 197H198V195H197ZM244 197H247V198H244ZM40 198H41V200L44 199L45 204H47V205H49L48 204L49 202H50V204H51V202L54 203L55 206L50 205L48 207V208H50V211L53 210L52 212H54L55 209L57 210L59 208L58 212L60 213L62 220L60 219L59 222H61V223L56 225L58 227L54 226V224L50 225V223H48L49 224L48 228L42 229L41 226H38V224H40V222L43 221V219H44L43 216H41V217H43V219H41L42 221H39L40 219H37L39 222L37 221V224H35L36 223V221H35L36 219L34 217L35 212H33V211H34V208H36L35 206L37 204L41 203V200H38ZM177 200H178L177 202H174V203L172 202V205L169 206V209H174L177 206H178V208H180L181 217H180L179 222L181 221L180 223H182V224L183 223L185 224V222L188 219L193 217L192 210H194V208L198 209L200 211V213L206 217H207V215H209L207 213V211H203L202 209L198 208L199 207L198 198L196 199V197L192 196L191 194H187L186 196H180V198ZM37 201H38V203H37ZM42 202H44V201H42ZM55 202L59 204V207H58V204L57 205L55 204ZM34 204H35V206H34ZM42 204H40V205H42ZM52 207H54V208H52ZM239 207L242 209L241 212H243V215H242V213H239L240 212ZM32 208H33V211H31ZM48 208H46V209H48ZM237 208L239 211L237 210ZM259 209L262 210L263 214L261 213V211H258ZM36 210H37V208H36ZM96 210H100L99 211L100 213ZM170 211L171 210H169V212ZM46 212L48 213V210ZM55 212L57 213V211H55ZM80 212H81V216L79 218H72L73 214H75V213L78 214ZM96 213H97V217H96ZM257 213L262 214V217L260 219L255 216V214H256L259 217V215ZM36 214H37V212H36ZM82 214H83V216H82ZM88 214H92V216L90 215V217H89ZM229 215H228V217H229ZM236 215H238V216H236ZM245 216H246V214L243 216L244 217L243 219H241V217H239V220H241V221L245 220V222H246ZM47 217L51 218L50 216H47ZM47 217H46V219H48ZM228 217L226 218V222H225V224L227 223V225H226L227 228H225L226 227L225 225H223L222 228H221L222 225L221 226L219 225L221 230L217 228L218 232L220 231L221 236H223V237L225 235L228 236L229 233L231 232V230H233L232 232H234V230H236L235 228L233 229V226H228V221H227ZM255 217H256V220L258 219L257 221H254ZM22 218L24 219L25 222H23ZM36 218H38V216ZM210 218H212V220L213 219L216 220L214 214L213 215L210 214ZM45 222L47 223V221H45ZM23 223L28 225V226L29 225L31 226L29 233L26 232L24 234V236H21L20 239H17L14 241H9V240L7 241L6 240L7 236L10 235L13 230L20 229ZM12 225H14V227ZM100 225H102V226L99 228ZM229 225H231V224H229ZM242 225L244 226V223L241 224L240 229L243 228ZM46 227H47V224H46ZM54 228H56V229H54ZM139 229H141L147 233H156V231L160 230L156 226L151 227V225H148L147 228H145V226L144 227L140 226ZM174 229H176V228H174ZM179 229H181V228L179 227ZM204 229H207V228H204ZM204 229H202V230H204ZM240 229H238V230H240ZM86 230L90 231L91 234L89 236H87ZM238 230H236V231H238ZM63 232H64V230H63ZM226 236L224 238H226ZM258 236L259 235H257V237ZM228 237L226 238V241H224V244L227 242V239H230ZM253 237H255V236L253 235ZM253 237L250 236V239L252 238L251 241L255 240ZM173 238H175V237L172 236L171 241L173 240ZM247 238H249V237H247ZM222 240H224V239H222ZM228 241L230 242V240H228ZM251 241H247V239H246V241H243L244 243H240V244L245 245V246H249L251 248H257L258 243L256 244V242H255L257 240H255L253 243ZM229 242H228V244H229ZM92 244H94V243H92ZM228 244H225V246ZM259 244H261V243H259ZM90 246H93V245H89V247ZM64 247H66V246H64ZM260 248L264 249V244L262 246H260ZM8 249H10L13 252L15 250V252L13 254H12V252H10L11 253L10 254L9 252H7ZM69 249L67 248V250H69ZM227 249H228V247H227ZM4 252L6 254L9 253L10 258L7 259V257L4 255L5 254ZM227 253H229V251H227ZM9 255H8V257H9ZM12 255H14V257ZM80 256H82V257H80Z\"/></svg>",
    "mask_w": 264,
    "mask_h": 264
}]
</instances>
